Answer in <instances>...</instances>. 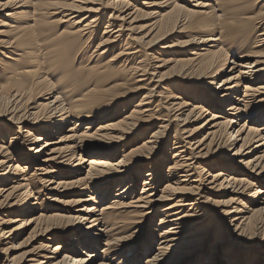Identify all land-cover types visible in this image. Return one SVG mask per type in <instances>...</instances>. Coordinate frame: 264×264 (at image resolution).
Listing matches in <instances>:
<instances>
[{
	"label": "bare ground",
	"instance_id": "obj_1",
	"mask_svg": "<svg viewBox=\"0 0 264 264\" xmlns=\"http://www.w3.org/2000/svg\"><path fill=\"white\" fill-rule=\"evenodd\" d=\"M258 1L0 0V56L32 64L27 71L11 68L10 85H0V95L9 96L0 108V123L8 125L0 126V194H6L0 216L11 214L5 225L15 226L0 230V246L25 238L15 249H0V258L43 239L40 248L4 264H114L115 257L117 264H187L198 257L192 264H244L238 257L251 255L260 236L249 264H264ZM140 17L154 21L141 38L134 26ZM171 35L189 40L159 47ZM171 65L177 72H164ZM5 67L0 59V73ZM57 84L65 85L60 93ZM175 84L193 91L191 103L171 91ZM32 98L41 101L34 112L19 111ZM204 116L211 118L188 130ZM223 149L234 154L228 158ZM250 197L252 209L242 202ZM255 216L262 218L251 232L246 225ZM217 217L227 236L235 227L236 237L216 241L212 253L211 231L195 229ZM157 218L150 230L147 223ZM225 244L233 246L227 256Z\"/></svg>",
	"mask_w": 264,
	"mask_h": 264
},
{
	"label": "rangeland",
	"instance_id": "obj_2",
	"mask_svg": "<svg viewBox=\"0 0 264 264\" xmlns=\"http://www.w3.org/2000/svg\"><path fill=\"white\" fill-rule=\"evenodd\" d=\"M131 1H133V0H131ZM136 1V0H135ZM179 3H180V5H187V4H185V2H187V0H177ZM137 8H139V9H141V6H137ZM189 9H195V8H193V7H189ZM254 12H260L259 14H261V13H264V0H259L258 1V3H257V5H256V7H255V9L253 10ZM139 21L134 25L135 27H136V29L139 31V32H141V33H143V35L141 34L139 37L141 38L142 36H144L148 31H146V30H148L147 28H149L150 26H151V24L154 22V21H150L149 19H145V17H140L139 19H138ZM106 23H107V19L105 20V21H103L102 22V24H101V26H102V28H101V32H102V30H103V28L105 27V25H106ZM100 26V27H101ZM139 35V34H138ZM178 36H176V35H171L170 37H165L164 38V41H162L161 43H159V44H157V45H159V47H161V46H164V45H172V44H176V43H183V42H186V41H188L189 40V38H187V37H185V38H177ZM99 43V40L96 38L95 39V44H94V47H96V45ZM154 54H155V52H154ZM112 56V54H110V57ZM155 56H157V54H155ZM158 57V56H157ZM181 58H186V57H181ZM0 59L2 60V61H4L5 63H6V67L4 68L5 69V71L3 72V73H0V85H3L4 83H7V84H4V85H10V81H11V79L9 80V78H8V76H9V70L12 68L13 70H12V72H15V71H17V70H22V71H27V70H32V64L31 63H27L26 62V58L25 57H21V60L19 61V62H16L15 64L14 63H12L11 61H9V60H7L6 58H3V57H1L0 56ZM80 67H82V65H80V64H77V68H80ZM179 67V66H178ZM179 69V68H178ZM165 71H168V74H173V73H175V72H177V68L176 67H173L172 65L169 67V68H167V69H165L164 70V72ZM228 76H230L229 74H226V75H224V78H222V79H225L226 77H228ZM221 79V78H220ZM54 83H56V81H57V78L55 77L53 80H52ZM210 82H211V80H210ZM218 82H219V80H218ZM217 82V83H218ZM113 83V82H112ZM58 85V87L55 89L56 91H58V93H60V92H62V89L65 87V85L64 84H57ZM114 86L115 85V83H113V84H111V85H109V87L110 86ZM133 84L132 83H130L129 84V86L127 85V88L128 89H130V88H133V87H131ZM180 85H183V88H181V86H179L178 84H175L174 85V87H173V89H171V91L174 93V94H176V95H179L180 97H182V98H185L186 100H187V98H188V101L190 102L191 101V99H189L190 98V93L191 92H193L189 87H187V85L186 84H180ZM151 87H149V86H146V89H144L143 91H141V93L140 94H138V96H137V98H135V100H134V103L132 102V104L129 106V109L128 108H126V110L128 109L130 112L133 110V109H135V108H133L134 107V105L138 102V100L139 99H141L143 96H145L146 94H147V90L148 89H150ZM183 89H184V91H183ZM210 89H211V87H210ZM178 92V93H177ZM58 94H55V96H57ZM8 97L9 96H7V95H0V108L1 109H4L5 107H7L8 106V104H9V99H8ZM41 101H40V99H37V98H32V99H30L29 101H27V100H24V101H22V103H19L18 104V106H21V108L19 109V111H21L22 112V110L23 111H29L30 113H32V112H34V110H33V108L35 107V105H37V104H39ZM191 103V102H190ZM13 104V103H12ZM11 104V105H12ZM227 108V107H226ZM209 109V108H208ZM213 110H211V112H212ZM223 113V112H222ZM19 114H21V113H19ZM212 114V113H211ZM219 115V114H218ZM209 118H211V116H204L201 120H199L192 128H188V130L190 131V130H192V129H194L195 128V126H198V125H200V124H203L207 119H209ZM2 125H4L5 126V129H8V125L6 124V123H0V126H2ZM259 127H262V125H258V128ZM95 128H97V125H96V127ZM176 128H177V126L175 125L173 128H172V131H171V133H170V135L171 136H174L175 135V130H176ZM2 131H3V129H1ZM9 137H11V136H9ZM9 137H8V139L6 140V143L7 142H9V141H11V139H9ZM144 138H147V139H149L150 138V134L149 135H147L146 137H144ZM144 138H142L143 140H144ZM174 137H172V139H171V141H174V139H173ZM5 141V140H4ZM53 141H57V140H53ZM143 141L142 140H140L137 144H138V146L139 145H141V143H142ZM3 144H0V146H2ZM171 149V148H170ZM233 150V149H232ZM228 151V150H226V149H223L222 151H221V153L220 154H223L224 156H227L228 158H230L231 157V155H233L234 154V151ZM171 153H173V151H170V154H169V149H166L165 151H164V154H168V157H171L172 156V154ZM257 153H254V154H252L251 156H255ZM122 156V154L120 153L118 156H117V159L118 160H120L119 158ZM161 156V155H160ZM160 156H158L156 159H158V158H160ZM155 162H157L156 160L153 162V163H155ZM152 162H150V163H148V166L146 165V169L144 170V174L142 175V176H140V181H139V183H138V185L136 186V190L138 191V192H140V190L142 189V184H143V181L145 180V177H144V175L145 174H147L148 173V171H149V169H147V168H149V166L151 165V164H153ZM145 168V167H144ZM163 168L164 169H162V173L165 175V171H167V165H164L163 166ZM166 180H168L167 178H166ZM161 183H163L162 184V186H164L165 185V180L163 179L162 180V182ZM0 189H1V187H0ZM3 194H0V205L1 204H3V203H1V202H3L4 200V196H6V194H4L3 195V197H1ZM115 195V192L112 194V196H110L109 197V199L111 200V199H113V196ZM25 198V196L22 198V199H24ZM229 198H227V197H220V198H218L216 201H219V202H226L227 200H228ZM16 200L17 199H12V200H10L9 201V203L10 204H13L14 202H16ZM243 204L245 203V205H248L249 207H250V209H252L253 208V199L250 197V198H248V199H244L243 201ZM8 208V206L6 207V209ZM45 208H46V206H45ZM47 210V209H46ZM56 210H58V208H56V209H52V210H47V212H50V213H48V214H54V213H56ZM2 212V211H1ZM0 212V213H1ZM60 213H63V212H60ZM250 216V215H249ZM12 217V215L11 214H6V215H3V216H0V230H2V231H9V230H12L13 228H15V226H10V228H8V227H6V225H5V222L9 219V218H11ZM260 218H262V216H255V217H253V218H251V222L249 223V224H247L246 225V227L247 228H249V229H251V232L252 231H254L255 230V223H256V221L257 220H259ZM1 221H4V224H1ZM152 221H154V223H151V222H148L147 223V227H150L151 229L150 230H152V228L153 227H156V225H157V223H158V218L156 219V221L154 220V219H152ZM194 222H198V221H194ZM151 224H152V226H151ZM212 224V227H210L209 225H211ZM225 228L223 227V224H222V221L220 220V217H217V219L214 221V222H212V223H209V222H207V223H205V224H199V225H197V228L195 229V230H199V231H201V232H203L204 234H208V232L209 231H211V233H209V234H212V239H211V241H210V244L208 243V246H210L211 247V252L213 253V249H212V247H213V245L216 243V241H219L220 239H222V238H224V239H226V238H228V239H234V237H236V236H232V232L234 231V229H235V227H232V228H230L229 229V233H228V236H227V233L225 232V230H224ZM227 229V228H226ZM225 233H224V232ZM127 232V230H124L123 231V234H125ZM220 233V235H218ZM2 234V233H1ZM226 235V236H225ZM247 238H248V236H247ZM25 239V238H24ZM24 239L22 238V239H19V240H17V241H12V243L10 244V245H8V246H3V245H1L0 246V249H2V250H4V249H7V248H10V247H12L13 249H15L16 247L15 246H17V245H19L21 242H23L24 241ZM144 239V238H143ZM236 239V238H235ZM242 241H244V238H242L241 239ZM144 240H142V242H143ZM263 241V237L262 236H260V240L258 241V242H256L255 241V243H253L252 242V245H253V247H250L251 248V255H249V254H247V253H244V256H242V257H238V259H240V260H244V259H241V258H245V263L244 264H249L250 263V261L251 260H254L256 257H257V254L255 255V251L257 250H259L258 249V247H259V245H260V243ZM5 243V242H4ZM42 243H43V239H37L36 241H34V242H30V243H28V244H26V245H24V247H23V249H22V251H20V250H18V251H13L12 253H10V254H8V255H2L1 257L2 258H0V264H4L5 263V261H6V258L7 257H10V258H12V257H15V256H18V255H21V253H23V252H27V251H30V250H35V249H37V248H40V246L42 245ZM60 243H61V241H56L55 243H53V247L54 246H56V245H60ZM155 243V242H154ZM222 243H223V241H222ZM225 243V242H224ZM68 244H70V243H68ZM141 244V242L139 243V245ZM158 243H157V238H156V243H155V245L152 247V249L155 251V249H156V245H157ZM145 245H146V247L148 246L149 247V245H147V243L146 244H144V248H146L145 247ZM143 246V245H142ZM221 248H223V250H224V254L227 256L228 254H229V252L228 251H226V250H229V249H233V246H229V245H227V244H225V245H222L221 246ZM263 248H264V243H263ZM130 250H128L126 253H124V257L123 258H121V259H123V260H126L127 258H128V252H129ZM209 251L210 250H208V252L207 253H209ZM111 258H113V257H111ZM200 257H198V258H196V259H194V260H192V261H189L188 263H190V264H192V263H196L197 261H198V259H199ZM21 258H19V260H20ZM115 259H117V260H115L114 261V264H117L118 262H119V260H118V258L117 257H115ZM145 260V258L143 259V261ZM226 259H224L223 261H221L223 264H224V261H225ZM44 261H47V260H44ZM205 262H206V260H205ZM238 262H240V261H238ZM143 263V262H142ZM187 263V264H188ZM204 263V261H202V262H200L199 264H203ZM220 264V263H219Z\"/></svg>",
	"mask_w": 264,
	"mask_h": 264
}]
</instances>
